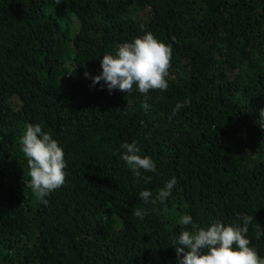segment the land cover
Instances as JSON below:
<instances>
[{"label":"trees","instance_id":"1","mask_svg":"<svg viewBox=\"0 0 264 264\" xmlns=\"http://www.w3.org/2000/svg\"><path fill=\"white\" fill-rule=\"evenodd\" d=\"M146 32L172 48L166 90L110 94L85 77ZM261 109L264 0H0V264H176L182 229L242 215L264 257ZM35 124L66 161L43 202L20 145ZM133 140L156 164L147 183L121 158Z\"/></svg>","mask_w":264,"mask_h":264},{"label":"clouds","instance_id":"2","mask_svg":"<svg viewBox=\"0 0 264 264\" xmlns=\"http://www.w3.org/2000/svg\"><path fill=\"white\" fill-rule=\"evenodd\" d=\"M172 56V48L158 40L152 33L146 32L132 41L121 43L114 53L104 54L99 58L100 72L84 75L95 86L101 84L111 94L113 91L131 93L135 90L147 97L150 90H166L168 69ZM190 99L178 102L174 111L187 106ZM141 107L148 112L150 105L142 103ZM261 121H264V109L260 110ZM264 126V123H261ZM21 151L28 165L29 187L32 193L43 202L52 191L65 183V153L53 136L44 131L39 124L29 125L20 137ZM122 160L138 178L148 182L150 177L144 174L155 172L156 164L150 156L142 155L137 142L124 143ZM177 184L175 177L169 179L159 190L157 199L164 202ZM139 197L150 202L152 193L145 189ZM133 215L143 219L148 215L145 208H137ZM252 217L242 215L231 223H223L219 219L211 221L207 226L196 230L182 229L174 236L171 246L177 256L176 264H264V257L251 247L247 236L248 225ZM178 223L183 226L193 224L189 214L181 215ZM264 235V232L261 233Z\"/></svg>","mask_w":264,"mask_h":264}]
</instances>
